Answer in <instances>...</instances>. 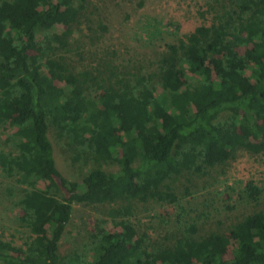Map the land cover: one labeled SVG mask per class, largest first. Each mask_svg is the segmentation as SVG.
<instances>
[{
	"label": "trees",
	"instance_id": "1",
	"mask_svg": "<svg viewBox=\"0 0 264 264\" xmlns=\"http://www.w3.org/2000/svg\"><path fill=\"white\" fill-rule=\"evenodd\" d=\"M87 2L0 0V172L23 187L17 220L30 232L22 244L0 235V264H264V209L228 232L199 234L190 222L151 249L131 221L138 202H178L181 176H206L241 150L264 153V0H230L211 24L167 44L158 71L131 78L111 68L100 82L60 55ZM40 116L59 144L76 147L75 161L95 164L81 180L54 168ZM262 192L249 180L239 197L258 202ZM74 204L111 205L117 229L100 224L91 247L62 255Z\"/></svg>",
	"mask_w": 264,
	"mask_h": 264
},
{
	"label": "rangeland",
	"instance_id": "2",
	"mask_svg": "<svg viewBox=\"0 0 264 264\" xmlns=\"http://www.w3.org/2000/svg\"><path fill=\"white\" fill-rule=\"evenodd\" d=\"M229 2L88 0L82 22L71 39L70 50L62 51L60 55L73 71H92L99 82L106 81L111 68L131 78L139 73L152 74L158 71V60L167 44L177 42L199 25L211 24L218 13L230 8ZM54 30L62 33L66 27L58 25ZM96 83V80L88 82V95L97 92ZM38 124L45 130L52 148L54 168L71 180H81L95 164L75 161L76 147L70 150L67 144H59L44 117H39ZM5 138L6 132L0 127V150L6 149ZM138 164V161L134 162V165ZM103 168L118 170L119 166L106 164ZM249 180L263 188L258 202L239 197ZM14 183L0 172V235L22 244L30 232L17 220V215L22 212L16 203L23 194V187ZM9 187H14V196L7 193ZM174 187L180 198L174 204L153 200L135 204L131 221L140 233L148 235L145 245L150 249L174 242L176 236L185 233L190 222L197 224L199 234L211 230L228 232L243 216L264 209V153L241 150L227 165L210 169L206 176H181ZM110 208L109 204H74L72 220L61 242V254L91 247L100 224L110 230L117 229L108 216Z\"/></svg>",
	"mask_w": 264,
	"mask_h": 264
}]
</instances>
